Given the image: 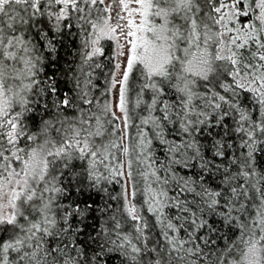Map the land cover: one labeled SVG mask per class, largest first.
Instances as JSON below:
<instances>
[{
  "label": "snow or ice",
  "instance_id": "snow-or-ice-1",
  "mask_svg": "<svg viewBox=\"0 0 264 264\" xmlns=\"http://www.w3.org/2000/svg\"><path fill=\"white\" fill-rule=\"evenodd\" d=\"M0 264H264V0H0Z\"/></svg>",
  "mask_w": 264,
  "mask_h": 264
},
{
  "label": "trees",
  "instance_id": "trees-1",
  "mask_svg": "<svg viewBox=\"0 0 264 264\" xmlns=\"http://www.w3.org/2000/svg\"><path fill=\"white\" fill-rule=\"evenodd\" d=\"M96 77H97V82L102 85L104 77L100 74V70H97Z\"/></svg>",
  "mask_w": 264,
  "mask_h": 264
}]
</instances>
